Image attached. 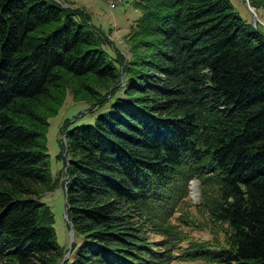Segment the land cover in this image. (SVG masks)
I'll return each instance as SVG.
<instances>
[{"label": "trees", "instance_id": "16d2710c", "mask_svg": "<svg viewBox=\"0 0 264 264\" xmlns=\"http://www.w3.org/2000/svg\"><path fill=\"white\" fill-rule=\"evenodd\" d=\"M133 6L128 61L67 0H0V264L62 263L43 200L58 186L63 264H264V25L231 0ZM69 93L111 107L64 120L54 179L49 120ZM192 181L204 224L185 210Z\"/></svg>", "mask_w": 264, "mask_h": 264}, {"label": "rangeland", "instance_id": "374dc122", "mask_svg": "<svg viewBox=\"0 0 264 264\" xmlns=\"http://www.w3.org/2000/svg\"><path fill=\"white\" fill-rule=\"evenodd\" d=\"M63 1V0H62ZM75 7L85 9L92 17V22L96 24V26L100 27L106 36L109 37V40L116 46V48L123 53L128 61L131 58L129 42L127 40L128 34L131 32L133 27L135 26L136 20L140 16V13L137 12L134 8L135 0H123V4L119 6L117 9H111L108 3H104L102 1L97 0H67ZM94 2V8L90 7V2ZM236 11L249 22H252V14L248 10L246 3L244 0H231ZM126 2V3H125ZM251 4V3H250ZM252 8H254L251 5ZM260 23L264 25V15L258 13L256 10ZM259 23V22H258ZM257 23V24H258ZM110 54H113L111 48L106 46ZM90 104L87 102H75L73 101L72 95L69 93L68 97L60 109L59 114L51 118L50 128L47 134V143L48 150L50 154V163L52 167V175L54 179H57L63 171V162L58 160V155L60 154V144L59 140L61 139V128L63 126V122L65 119L72 118L74 121V126H80L84 124H94L95 120L108 112L111 107V103L109 102L103 108L96 110L94 113H88V108ZM77 119V120H76ZM63 173V172H62ZM61 181L64 179L61 174ZM196 184L191 185V194L188 200V204L185 205V210L190 211L192 215H194V220L196 222L205 223L203 217L198 211V204L200 202V188L199 182L195 181ZM196 190V191H194ZM43 200L49 204L53 210L55 215L54 222V231L56 235V242L61 251H64L70 248L71 245V236L70 231L67 228V221L65 219V199L63 194V189L61 186L51 193L44 194ZM208 225V224H207ZM186 231H189L193 238L200 240H208L212 238L211 230L206 229L203 231H199L195 228L185 227ZM160 237H156L155 240H160ZM177 264H192V263H177ZM199 264V263H195Z\"/></svg>", "mask_w": 264, "mask_h": 264}, {"label": "water", "instance_id": "95a60500", "mask_svg": "<svg viewBox=\"0 0 264 264\" xmlns=\"http://www.w3.org/2000/svg\"><path fill=\"white\" fill-rule=\"evenodd\" d=\"M244 1H245V3H246V6H247L248 10H249L250 13L252 14V17H253V19H252V25H253L254 27H257V23L260 22V20H259V16H258V14H257V12H256V9L251 7V4H250V2H249L248 0H244ZM65 7L68 8L69 6L66 5ZM195 184H196V182H195V181H192L191 185L194 186ZM194 191H196V190H194ZM65 219H66L67 223H69V219H68V214H67V212L65 213ZM70 236H71V245H70V248H69L68 253L66 254V256H65V258L63 259V261H62L61 264H63L67 259H69L70 254H71V251H72V244H73V242H74V237H75L74 231H73L72 229L70 230Z\"/></svg>", "mask_w": 264, "mask_h": 264}, {"label": "built area", "instance_id": "2783aa9c", "mask_svg": "<svg viewBox=\"0 0 264 264\" xmlns=\"http://www.w3.org/2000/svg\"><path fill=\"white\" fill-rule=\"evenodd\" d=\"M105 1H106V3L114 4V10L119 8V6H121L123 4V2H124L123 0H105Z\"/></svg>", "mask_w": 264, "mask_h": 264}, {"label": "crops", "instance_id": "0c3cea01", "mask_svg": "<svg viewBox=\"0 0 264 264\" xmlns=\"http://www.w3.org/2000/svg\"><path fill=\"white\" fill-rule=\"evenodd\" d=\"M97 1H102V2H104V3H106V1L105 0H97ZM126 3V2H125ZM90 7L92 6V8H94L95 6H94V2L93 1H91L90 2ZM107 4V3H106ZM94 10H96V8H94ZM137 11V10H136ZM137 12H139V11H137ZM140 13V12H139Z\"/></svg>", "mask_w": 264, "mask_h": 264}, {"label": "bare ground", "instance_id": "6f19581e", "mask_svg": "<svg viewBox=\"0 0 264 264\" xmlns=\"http://www.w3.org/2000/svg\"><path fill=\"white\" fill-rule=\"evenodd\" d=\"M109 7L113 10L114 9V4L108 3Z\"/></svg>", "mask_w": 264, "mask_h": 264}]
</instances>
